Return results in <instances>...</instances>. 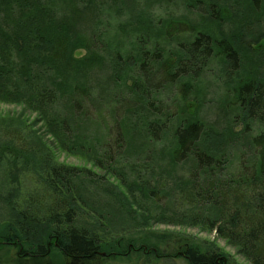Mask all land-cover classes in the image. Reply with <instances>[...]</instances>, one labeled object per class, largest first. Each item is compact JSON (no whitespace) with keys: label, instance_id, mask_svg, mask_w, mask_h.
<instances>
[{"label":"trees","instance_id":"trees-1","mask_svg":"<svg viewBox=\"0 0 264 264\" xmlns=\"http://www.w3.org/2000/svg\"><path fill=\"white\" fill-rule=\"evenodd\" d=\"M0 103V264H264V0H0Z\"/></svg>","mask_w":264,"mask_h":264},{"label":"rangeland","instance_id":"rangeland-1","mask_svg":"<svg viewBox=\"0 0 264 264\" xmlns=\"http://www.w3.org/2000/svg\"><path fill=\"white\" fill-rule=\"evenodd\" d=\"M21 107H16L14 105H7V104H3L0 103V114H7V113H20L21 112ZM60 161H64L70 164H80L79 161H77V159H74L72 157H66L65 155H62L60 158ZM168 228L169 230L172 231H183L184 233H188L191 234L193 236H197L200 239H211V240H215V234L212 233H206V232H202L200 231L198 228H185V227H181V226H160V229H166ZM217 243L224 247L226 249V251L230 252L231 254H233L234 256H236V258L242 263V264H246L245 260L241 257L237 255L236 249L232 246H228L226 244V242L222 239H218ZM156 264H164V262H159ZM174 264H184L183 262H179L176 261Z\"/></svg>","mask_w":264,"mask_h":264}]
</instances>
